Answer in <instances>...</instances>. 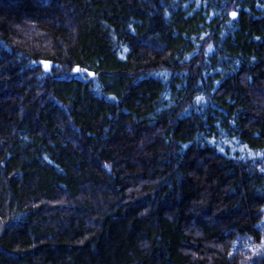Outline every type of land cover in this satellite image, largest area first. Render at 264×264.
Segmentation results:
<instances>
[{"label":"trees","instance_id":"obj_1","mask_svg":"<svg viewBox=\"0 0 264 264\" xmlns=\"http://www.w3.org/2000/svg\"><path fill=\"white\" fill-rule=\"evenodd\" d=\"M0 264H264V0H0Z\"/></svg>","mask_w":264,"mask_h":264},{"label":"snow or ice","instance_id":"obj_2","mask_svg":"<svg viewBox=\"0 0 264 264\" xmlns=\"http://www.w3.org/2000/svg\"><path fill=\"white\" fill-rule=\"evenodd\" d=\"M233 15H235V14L233 13Z\"/></svg>","mask_w":264,"mask_h":264},{"label":"water","instance_id":"obj_3","mask_svg":"<svg viewBox=\"0 0 264 264\" xmlns=\"http://www.w3.org/2000/svg\"><path fill=\"white\" fill-rule=\"evenodd\" d=\"M233 17V16H232Z\"/></svg>","mask_w":264,"mask_h":264}]
</instances>
